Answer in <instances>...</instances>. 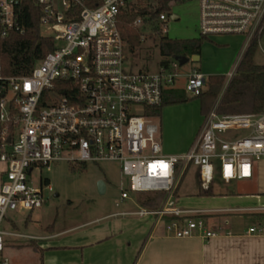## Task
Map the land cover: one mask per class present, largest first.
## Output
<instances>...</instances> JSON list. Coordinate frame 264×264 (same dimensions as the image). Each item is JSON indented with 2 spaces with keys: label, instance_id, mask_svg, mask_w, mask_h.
Instances as JSON below:
<instances>
[{
  "label": "built area",
  "instance_id": "2783aa9c",
  "mask_svg": "<svg viewBox=\"0 0 264 264\" xmlns=\"http://www.w3.org/2000/svg\"><path fill=\"white\" fill-rule=\"evenodd\" d=\"M26 1L40 7L43 34L53 38L55 48L28 75L6 76L0 69V264H12L4 254L7 238L33 239L2 229L8 214L41 209L44 191L53 189L41 177L37 185L34 175L60 162L73 168L118 163L129 182L128 189L121 183L122 201L132 194H166L160 208L140 207L135 214L165 222L176 238L213 237L203 219H190L200 212L179 207L181 178L197 167L200 186L207 190L216 164L225 182L251 178L254 164L264 158V113L220 115L215 106L187 153L164 155L149 110L161 107L181 78L191 97L201 93L207 79L197 70L181 74L175 58L162 57L155 72L126 65L118 17L136 0H102L96 8L84 0H0V40L25 34L19 10ZM199 1L203 37L246 35L248 44L263 30L264 0ZM167 19L163 14L156 21L163 35ZM133 25L142 40L146 31L155 33L142 17ZM238 133L246 135L225 137ZM249 233L264 236V224Z\"/></svg>",
  "mask_w": 264,
  "mask_h": 264
},
{
  "label": "crops",
  "instance_id": "0c3cea01",
  "mask_svg": "<svg viewBox=\"0 0 264 264\" xmlns=\"http://www.w3.org/2000/svg\"><path fill=\"white\" fill-rule=\"evenodd\" d=\"M177 89L184 87L174 88ZM158 125L161 134V123ZM221 181L227 185L235 182ZM236 181L242 183L236 182L229 189L215 186L213 181L209 196L200 194L199 179L198 188L186 197L180 196L184 181L178 188L179 207L200 212L207 229L214 234L208 239L198 235L173 237L167 233L165 222L156 223L152 217L135 214L138 208L107 211L78 223L54 221L38 235L16 231L19 227L9 220L14 230L5 231L32 237L39 249L19 240L16 254L5 255L12 264H264V236L249 233L251 228L264 224V158L254 164L251 178ZM146 196L135 195L123 201L120 197V205L136 201L139 207V199ZM32 215L29 212L23 216L25 223Z\"/></svg>",
  "mask_w": 264,
  "mask_h": 264
},
{
  "label": "rangeland",
  "instance_id": "374dc122",
  "mask_svg": "<svg viewBox=\"0 0 264 264\" xmlns=\"http://www.w3.org/2000/svg\"><path fill=\"white\" fill-rule=\"evenodd\" d=\"M166 22L167 34L164 36L171 40H198L202 38L200 31V1L182 0L172 5L167 14ZM176 16L178 19H172ZM46 29H43V32ZM153 33L146 31V41L138 51L137 56L128 53L126 65L133 70H145L155 72L162 60L157 41L150 37ZM246 35H213L204 40L200 50V59L190 61L180 67L181 74H191L194 70L201 73L206 79L210 76L224 75L228 76L234 72L240 61V52L246 44ZM255 61L257 64H264V37L261 40L259 50ZM227 80V79H226ZM186 79L181 78L177 86L184 87ZM189 98H191L189 96ZM155 124L161 123L162 151L164 155H182L189 151L201 130L205 116L201 114V102L198 98L190 99L185 103L170 104L162 109L160 118L154 117ZM236 135L244 136L246 133L227 134L225 137ZM0 167H4L0 165ZM40 177L47 180L51 185L53 192L44 191L46 202L41 209L33 211V215L27 223L23 216L29 212L10 213L2 225V229L13 231L11 226L14 222L19 229L16 230L22 234H42L46 227L54 221L62 224L68 222H82L103 215L105 212H118L123 210L138 209L139 204L120 202L121 182L128 189V179L120 171L118 163L103 162L99 164L89 163L84 171H78L67 162H60L53 166L50 171L43 170L36 173L34 178L38 185ZM198 168L192 167L187 173L183 182L180 196L186 197L189 193L198 188ZM103 181L106 185V193L100 195L98 191V182ZM242 183L235 181L229 185L223 183L220 179L219 165L216 164V174L214 179L215 186H221L223 189H229L234 184ZM58 194V196H56ZM135 198V194L131 195ZM134 200V199H133ZM12 221V222H9ZM12 227V228H11ZM10 247H5L4 254H16L17 242L27 243L28 239L10 238ZM11 258V257H10ZM14 262L13 258H11ZM10 260V259H9ZM11 261V260H10Z\"/></svg>",
  "mask_w": 264,
  "mask_h": 264
},
{
  "label": "trees",
  "instance_id": "16d2710c",
  "mask_svg": "<svg viewBox=\"0 0 264 264\" xmlns=\"http://www.w3.org/2000/svg\"><path fill=\"white\" fill-rule=\"evenodd\" d=\"M88 7L96 8L102 0H84ZM182 0H136L133 5L121 10L118 28L127 45L130 55L137 56L145 40L142 31L134 27V21L142 17L146 26L151 25L155 33L150 35L159 46L162 57L176 58L200 55L202 43L207 37L198 40H171L164 36L156 26L160 15L168 14L172 5ZM41 9L32 1H26L20 6L19 18L25 27V34H13L9 38L0 40V69L6 76L28 75L48 53L54 50V40L43 34L40 23ZM264 37V23L261 33H257L246 45L234 77L227 82L226 76H210L206 80V88L198 96L189 98L184 90H169L165 94V102L159 108L149 110L153 117L160 118L163 107L170 104L188 102L198 98L201 102V114L207 116L217 106L220 115L260 114L264 113V65L256 63L255 58L259 45ZM86 166L78 168L84 171ZM188 169L181 178L179 187L187 175ZM211 186L204 190L200 186V194H212ZM178 187V188H179ZM178 196V189L176 192ZM166 199V194L155 193L139 199L141 207L158 209ZM264 217V215H263ZM200 216H191L198 219ZM204 220V219H203ZM25 246L38 250L34 240H29Z\"/></svg>",
  "mask_w": 264,
  "mask_h": 264
},
{
  "label": "water",
  "instance_id": "95a60500",
  "mask_svg": "<svg viewBox=\"0 0 264 264\" xmlns=\"http://www.w3.org/2000/svg\"><path fill=\"white\" fill-rule=\"evenodd\" d=\"M172 19L177 20L178 18L176 16H172ZM175 59L179 61L181 66L187 64L190 61L188 57H184V56L176 57ZM199 59H200L199 56H193L192 58L193 61H198ZM98 191L100 195H104L106 193V185L103 181L98 182ZM56 196H58V194H56Z\"/></svg>",
  "mask_w": 264,
  "mask_h": 264
}]
</instances>
